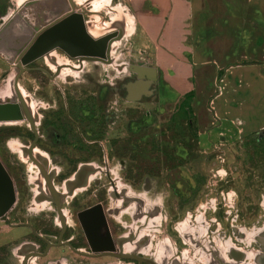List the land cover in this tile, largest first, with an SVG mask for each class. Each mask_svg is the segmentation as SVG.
Instances as JSON below:
<instances>
[{"label":"rangeland","instance_id":"374dc122","mask_svg":"<svg viewBox=\"0 0 264 264\" xmlns=\"http://www.w3.org/2000/svg\"><path fill=\"white\" fill-rule=\"evenodd\" d=\"M26 1L0 0V28ZM74 2L88 11L84 18L94 39L123 32L111 63L80 66L56 48L28 65L18 83L39 133L35 157L65 198L69 236L93 250H118L121 243L165 262L170 253L179 264H260L264 134L211 146L196 125L202 105L190 103L194 93L178 104L161 103L155 49L128 0ZM144 69L156 70L157 79L150 81ZM19 73L0 57V103H19ZM137 83H148V91L130 92ZM34 138L26 119L0 122V162L17 198L10 216L29 221L47 214L55 225V205L41 200L51 194L24 152ZM27 232L0 222V245L22 242ZM12 249L6 264L20 259L15 243ZM70 260L103 264L74 255Z\"/></svg>","mask_w":264,"mask_h":264},{"label":"crops","instance_id":"0c3cea01","mask_svg":"<svg viewBox=\"0 0 264 264\" xmlns=\"http://www.w3.org/2000/svg\"><path fill=\"white\" fill-rule=\"evenodd\" d=\"M128 4L154 46L163 105L194 93L196 125L215 148L264 134V0Z\"/></svg>","mask_w":264,"mask_h":264},{"label":"water","instance_id":"95a60500","mask_svg":"<svg viewBox=\"0 0 264 264\" xmlns=\"http://www.w3.org/2000/svg\"><path fill=\"white\" fill-rule=\"evenodd\" d=\"M87 13L88 11L85 8L77 7L74 0H27L0 28V57L9 65L16 66L20 70L14 83V89L19 103H0V122L26 119L30 123V127L35 134V140L24 152L38 167L51 197L56 199L54 202L57 205L63 224L64 219L61 212V202L59 200L61 194L53 184L52 174H49L45 166L35 157V146L38 142L39 135L33 115L21 94L18 83L23 73L30 70L27 67L28 65L48 55L56 48L61 49L72 58H78L80 66L85 61L111 63L112 46L115 42L122 39L123 32L120 30L102 38L94 39L87 29V21L84 18ZM71 18L79 21L77 26H75L74 33H81L82 39L92 48L95 45L102 44L101 54L96 52H90L89 54L71 52L70 46L77 45L74 36L71 35L69 44H63L57 39H52L35 56L30 57L41 38ZM61 69L62 67L57 69L56 76L59 75ZM143 74L147 75L150 81L157 79L156 70L154 69H144ZM15 199L16 194L13 180L0 162V215L6 213L15 204ZM121 257L129 258V256L125 255ZM260 264H264V257L260 260Z\"/></svg>","mask_w":264,"mask_h":264},{"label":"flooded vegetation","instance_id":"af4514ba","mask_svg":"<svg viewBox=\"0 0 264 264\" xmlns=\"http://www.w3.org/2000/svg\"><path fill=\"white\" fill-rule=\"evenodd\" d=\"M41 200L48 201V203L55 205V214L53 215L55 225L47 220V218L50 219L51 216L47 214H39L38 219L30 218L29 221L20 220L21 218H19V216H16L18 221L12 220L10 214L12 210L16 209L17 198L15 199V204L6 213L0 215V222L9 229H25L28 231L24 235L27 236V238L22 242L19 241V238H16L10 239L5 242V244L0 245V264H6L4 257L7 259L9 258L8 254L12 252L14 243L18 249V254L16 256L20 258L17 260L18 264H82L81 262H72L70 260L72 255L98 263L103 262V264H179L177 260L173 259L175 254L171 256L169 253L166 262L164 259V262H161L160 259L162 258H157V254L155 253L151 256L142 253H133L131 250H126L124 244L121 245V243L118 250L114 248L107 251H98L88 248L87 242L85 243V241L69 236L71 226L69 224L68 214L64 211L63 203L65 198L61 195L59 199L61 202L64 224L61 222L57 205L54 202L56 199L53 197H46ZM176 248H179L178 244ZM13 252L16 253V251ZM122 255L129 256V258H123L121 257Z\"/></svg>","mask_w":264,"mask_h":264},{"label":"bare ground","instance_id":"6f19581e","mask_svg":"<svg viewBox=\"0 0 264 264\" xmlns=\"http://www.w3.org/2000/svg\"><path fill=\"white\" fill-rule=\"evenodd\" d=\"M79 23V21L75 18H71L69 20H67L66 22L62 23L61 25H59L56 29H54L53 31L47 33L43 38H41V40L36 44L35 47V51L31 54L30 57L35 56V54L46 44H48L52 39H57L58 41H61L63 44H69V39L70 36L73 35L77 45H71V52H75L78 54H89L90 52H96L101 54L102 53V44L100 45H95L94 48H92L91 46H89V44H87V42H85L82 39L81 33L79 34H75L74 33V29L75 26H77V24ZM88 29V27H87ZM144 86V87H143ZM135 87H138L141 89V91H145V87L146 90L148 91V83H137L136 84H131V88H128L130 92H137V93H141L139 92ZM146 93V92H145ZM143 94V93H141ZM2 103V102H1ZM161 262H164L163 259H160Z\"/></svg>","mask_w":264,"mask_h":264},{"label":"trees","instance_id":"16d2710c","mask_svg":"<svg viewBox=\"0 0 264 264\" xmlns=\"http://www.w3.org/2000/svg\"><path fill=\"white\" fill-rule=\"evenodd\" d=\"M248 137H252V138H255L256 139L258 137V134H252V135H250Z\"/></svg>","mask_w":264,"mask_h":264}]
</instances>
